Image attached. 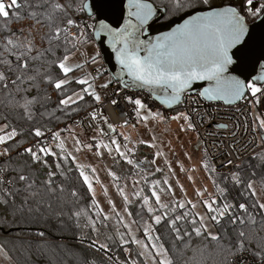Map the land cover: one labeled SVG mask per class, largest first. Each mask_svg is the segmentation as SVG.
<instances>
[{
  "label": "snow or ice",
  "instance_id": "1",
  "mask_svg": "<svg viewBox=\"0 0 264 264\" xmlns=\"http://www.w3.org/2000/svg\"><path fill=\"white\" fill-rule=\"evenodd\" d=\"M109 50L118 67L104 79ZM113 82L147 92L174 114L165 117L143 96L124 95L135 123H110L95 105H103L101 93ZM221 104L243 119L229 115L231 127L218 122ZM0 105V233L16 237L13 247L30 256L32 242L21 239L27 234L39 238L38 252L46 249L44 230L25 232L44 216L99 253V264H178L194 240L208 242L221 264H264V178L259 191L252 178L257 167L264 170V0H0ZM82 111V119L66 123ZM84 120L92 132L87 139ZM168 121L197 133L198 164L211 192L191 174L192 198L178 180L171 183L176 172L154 134ZM205 125L206 137H216L215 128L233 138L221 171L209 148L221 150L224 142L206 144L199 135ZM118 128L138 135L134 140ZM241 129L251 140L237 147ZM140 145L153 150L151 159L137 154ZM89 153L124 170L104 169L119 208L97 168L81 158ZM244 154L251 171L242 169ZM176 163L181 173L197 170ZM53 200L61 209L54 214ZM9 242L0 241V257L10 261Z\"/></svg>",
  "mask_w": 264,
  "mask_h": 264
},
{
  "label": "trees",
  "instance_id": "2",
  "mask_svg": "<svg viewBox=\"0 0 264 264\" xmlns=\"http://www.w3.org/2000/svg\"><path fill=\"white\" fill-rule=\"evenodd\" d=\"M12 27L15 29L17 25L13 24ZM104 65V63H103ZM56 95L52 93V103L49 105L50 108L55 106ZM97 105H95L96 107ZM5 111L3 106L0 105V112ZM173 111V110H170ZM169 112V111H168ZM84 113L83 111L80 113ZM79 114V115H80ZM77 115H74L76 117ZM39 119V116H37ZM69 120H67L68 122ZM25 128L28 125L24 122H20ZM47 123V121H44ZM63 124H54L53 127H59ZM146 146L141 145L138 147L137 154L141 156V158L149 157L150 154L146 153ZM253 163H255L253 161ZM242 169L246 171H251L247 167V160L242 165ZM115 171L118 173H123V169H121L118 165H115ZM256 175L252 177L258 185H260L262 178H264V170L257 167L255 169ZM161 173H157L156 176H160ZM155 178V177H153ZM72 179L75 181V174H72ZM123 183V182H122ZM128 184H131V181H128ZM56 206L55 200H53V208L52 213L54 214L57 211H60ZM67 211V209H64ZM42 212L47 215L48 210L46 208H42ZM37 230H44L46 235L44 237V242L46 243V249L42 252H38L36 248V243L39 240L38 237L34 235L25 234L21 239L25 241L32 242V248L30 250L31 255L29 256V251H26L20 247H13L15 243V236H7L6 233H0V241H3L5 238L10 242L7 245V250L10 256V262L12 264H82L83 259L87 258L89 260L95 258L97 264H99V260L101 259L100 254L96 253L92 249H88L86 245H81L79 243L74 242V238L67 233H61L57 229L54 217H49L45 219L44 216H39L34 222L33 226L30 229H26L25 232H35ZM56 253L58 256H52ZM50 259V260H49ZM223 261V256L218 254L213 250L212 246L208 244L206 241H195L193 242L192 248L187 250L183 256L178 257V264H221Z\"/></svg>",
  "mask_w": 264,
  "mask_h": 264
},
{
  "label": "rangeland",
  "instance_id": "3",
  "mask_svg": "<svg viewBox=\"0 0 264 264\" xmlns=\"http://www.w3.org/2000/svg\"><path fill=\"white\" fill-rule=\"evenodd\" d=\"M91 51V49H89ZM110 74L104 75V79H107ZM174 114L173 111H170L165 115V117H168L170 115ZM149 127H153V125L150 123ZM139 129L140 133H145L146 130L138 125L137 127ZM117 131H125L129 132L131 131V135L133 139L135 140L138 133L134 130L131 129H117ZM154 134L158 137L157 144H159L164 152L167 153L168 160L170 164L173 167V170L176 172L175 179L171 181L173 185H175L176 181L178 180L181 184L184 185V187L188 190V196L189 198H192V188L193 185L191 182L187 180V175L191 174L195 181H196V186L204 185L209 188V191H212L211 187V182L207 180L206 175L203 171L202 168L199 167L198 161L201 156V150L197 148V143H196V136L195 132H179L178 125L176 122L168 121L167 123H158L154 126ZM92 133H86L81 136V139H87L89 136H91ZM142 138L145 139H150L151 134H148L147 136H143ZM122 140V137L120 138ZM141 146V145H140ZM138 146V147H140ZM152 149L147 148L145 150L146 153L150 154V156L147 158L151 159V153ZM185 153H188L189 156L192 157L191 160L188 159V156H185ZM85 156L87 159L85 162L92 164L94 167L97 168V174L101 180V183L106 185L109 189V195L112 197L114 202L116 203L117 207L119 208L121 206V200L120 198L115 194V190L111 186V180L107 176L105 172V167H112L113 170L115 169V165H113L112 161L110 158L104 157L101 159H97L91 156V154H82L81 158L85 159ZM177 161L179 163H182L185 168L189 167H196V171L193 173H181L179 168L177 167ZM158 165H162V160L158 159L157 160ZM162 175V174H160ZM157 177V176H156ZM155 177V178H156ZM159 177V176H158ZM96 190L98 193V198L101 201L102 206L107 208V205L104 203V198L102 195H100V187L97 185ZM128 190H131V184H128ZM257 190L259 191V185L257 184ZM179 190L177 189V196H179ZM53 256H58L56 253H54L52 256H50V259ZM49 259V260H50ZM12 264V263H11Z\"/></svg>",
  "mask_w": 264,
  "mask_h": 264
},
{
  "label": "built area",
  "instance_id": "4",
  "mask_svg": "<svg viewBox=\"0 0 264 264\" xmlns=\"http://www.w3.org/2000/svg\"><path fill=\"white\" fill-rule=\"evenodd\" d=\"M104 68H107V66L104 65ZM108 73H109V70H108V72L105 73V75ZM113 90L119 92L120 95L119 96L113 95ZM101 95H102L103 101H104L103 105H97L96 107L100 111L103 112V115L108 118L110 123H113L116 125L122 123L124 120H129L130 124L135 123V116H134V113L131 111V106L127 105V103L122 99V97L124 95L143 96L146 99V102L150 106H153V110H156V108H159V110L163 114L168 113V110L166 108H164L162 105H159V103H157L156 101H153L150 98L149 94L144 93V92H134V91L129 90V89H123L115 82H113L112 85H110V88L107 90L106 93H101ZM111 99H117L119 101V103L117 105L113 106L110 104ZM239 106L243 107V105H239ZM181 107H183V106H181ZM220 107L222 108V111L219 113L218 122L229 123V125L231 127L232 121L227 120L226 117L231 115L233 121L236 120L237 118H239L240 120L243 119V117H240L238 113H235V112L225 108L222 104L220 105ZM84 115H85V113H82L80 116H78L74 119H71L66 123L67 124H73L75 120L82 119L84 117ZM221 117H223V118H221ZM83 123L85 125V128L83 130V134L91 132V130L87 129V127H86L88 124V121L84 120ZM64 127H66V124H63L60 126V128H64ZM103 127L105 128V130H107L106 125H103ZM137 127H138V125H137ZM206 129H207V125H205V128L199 129V135L202 139H205L206 144H210L213 139H215L216 143H220L221 140H223V142H224L225 147L221 150H214L212 148H209V151L211 153H213V155L216 157V159H214L212 161V163L216 165L218 171H221L222 169L220 167V161L224 160V158H225L222 153L227 151V145L233 138L229 135V132L227 130H217L215 128L211 129V131L216 132V137H206ZM75 131L77 133H79L82 130L80 127H76ZM195 136L197 137L196 132H195ZM236 139H238L240 141V144L237 145V147H240V145H244L251 140V135H244L243 129H241V131L237 134ZM252 147H253V145L249 144V151H251ZM258 150L259 149H257V151ZM233 159H234V157H233ZM247 159H248L247 154H244L241 156V160L246 161ZM241 160H235L234 159V163H241ZM223 171H227V169H223Z\"/></svg>",
  "mask_w": 264,
  "mask_h": 264
},
{
  "label": "water",
  "instance_id": "5",
  "mask_svg": "<svg viewBox=\"0 0 264 264\" xmlns=\"http://www.w3.org/2000/svg\"><path fill=\"white\" fill-rule=\"evenodd\" d=\"M162 30H167V29H162ZM103 55H104L103 62L107 65L109 73L114 76L118 66L115 65L114 59L113 60L108 59V57L111 55L110 50L108 52H105ZM132 90L144 92L143 90H140V89H132ZM156 102L159 103L158 101ZM167 110L170 111V109H167Z\"/></svg>",
  "mask_w": 264,
  "mask_h": 264
},
{
  "label": "crops",
  "instance_id": "6",
  "mask_svg": "<svg viewBox=\"0 0 264 264\" xmlns=\"http://www.w3.org/2000/svg\"><path fill=\"white\" fill-rule=\"evenodd\" d=\"M0 264H11L9 260H5L3 257H0Z\"/></svg>",
  "mask_w": 264,
  "mask_h": 264
},
{
  "label": "bare ground",
  "instance_id": "7",
  "mask_svg": "<svg viewBox=\"0 0 264 264\" xmlns=\"http://www.w3.org/2000/svg\"><path fill=\"white\" fill-rule=\"evenodd\" d=\"M103 63H104V62H103ZM104 65L107 66L105 63H104ZM104 65H103V66H104ZM109 74H110V73H109ZM115 83H116V82H115ZM129 90H132V89H129ZM132 91H134V92H142V91H135V90H132ZM144 93H147V92H144ZM147 94H148V93H147ZM168 111H169V110H168ZM169 112H170V111H169ZM80 115H81V114H80ZM80 115H78V116H80ZM78 116H76V117H78ZM76 117H74V118H76ZM74 118H72V119H74ZM59 127H60V126H59ZM89 133H92V132H89ZM89 133H88V134H89Z\"/></svg>",
  "mask_w": 264,
  "mask_h": 264
}]
</instances>
